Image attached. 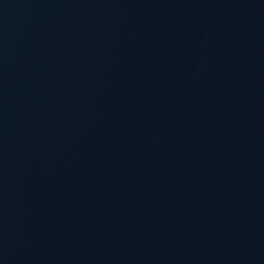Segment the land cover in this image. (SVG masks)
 <instances>
[{"label":"water","instance_id":"water-1","mask_svg":"<svg viewBox=\"0 0 264 264\" xmlns=\"http://www.w3.org/2000/svg\"><path fill=\"white\" fill-rule=\"evenodd\" d=\"M0 264H264V0H0Z\"/></svg>","mask_w":264,"mask_h":264}]
</instances>
